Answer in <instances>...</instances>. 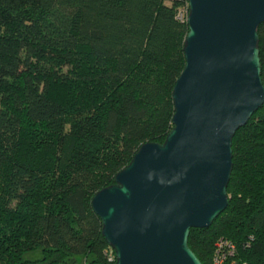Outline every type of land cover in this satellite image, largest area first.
<instances>
[{
    "label": "trees",
    "instance_id": "obj_1",
    "mask_svg": "<svg viewBox=\"0 0 264 264\" xmlns=\"http://www.w3.org/2000/svg\"><path fill=\"white\" fill-rule=\"evenodd\" d=\"M186 3L0 0V264H115L91 199L173 127ZM231 147L227 205L188 244L212 264L228 238L238 264H264V100Z\"/></svg>",
    "mask_w": 264,
    "mask_h": 264
},
{
    "label": "water",
    "instance_id": "obj_2",
    "mask_svg": "<svg viewBox=\"0 0 264 264\" xmlns=\"http://www.w3.org/2000/svg\"><path fill=\"white\" fill-rule=\"evenodd\" d=\"M173 127L147 141L91 199L115 264H203L188 244L226 207L231 138L264 100V0H187Z\"/></svg>",
    "mask_w": 264,
    "mask_h": 264
},
{
    "label": "built area",
    "instance_id": "obj_3",
    "mask_svg": "<svg viewBox=\"0 0 264 264\" xmlns=\"http://www.w3.org/2000/svg\"><path fill=\"white\" fill-rule=\"evenodd\" d=\"M185 13H188L187 3L184 7L180 8L178 17H183ZM235 252V243L231 239L220 237L215 243L212 264H238L233 258Z\"/></svg>",
    "mask_w": 264,
    "mask_h": 264
},
{
    "label": "rangeland",
    "instance_id": "obj_4",
    "mask_svg": "<svg viewBox=\"0 0 264 264\" xmlns=\"http://www.w3.org/2000/svg\"><path fill=\"white\" fill-rule=\"evenodd\" d=\"M26 256H27V257H30V258H38V257L41 256V253H40L39 250H36V251L28 252ZM78 260H79V262H82V257H81V255H78Z\"/></svg>",
    "mask_w": 264,
    "mask_h": 264
}]
</instances>
